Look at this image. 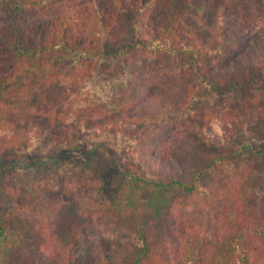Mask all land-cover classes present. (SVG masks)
Segmentation results:
<instances>
[{
  "label": "trees",
  "instance_id": "1",
  "mask_svg": "<svg viewBox=\"0 0 264 264\" xmlns=\"http://www.w3.org/2000/svg\"><path fill=\"white\" fill-rule=\"evenodd\" d=\"M0 264H264V0H0Z\"/></svg>",
  "mask_w": 264,
  "mask_h": 264
},
{
  "label": "rangeland",
  "instance_id": "2",
  "mask_svg": "<svg viewBox=\"0 0 264 264\" xmlns=\"http://www.w3.org/2000/svg\"><path fill=\"white\" fill-rule=\"evenodd\" d=\"M72 140L73 142L79 143L80 147L76 149V151L73 154H67V158H74V157L82 158L86 156L89 153V146L92 142L101 141L104 142L107 146H113L117 144V142L119 141V137L115 133L108 131H104V132L80 131L73 134ZM116 178H117L116 175L112 174L110 180L107 183V187H106L107 193H109L114 189L116 185V181H115ZM64 179L66 184L71 185L73 188L75 187V189H73L74 192L73 193L68 192L66 193V196L68 197L70 194L72 197H75L79 201L82 210L88 212L89 209L91 208L90 205L92 204L91 203L92 201L89 197L87 190L84 189L83 187H80V185H78V181L72 176L65 175ZM62 202L63 199L55 202L52 206L46 208L29 204L26 209V215H28V218L36 225L37 223L50 221L58 211ZM89 234L94 236L95 231L91 229L89 231Z\"/></svg>",
  "mask_w": 264,
  "mask_h": 264
}]
</instances>
